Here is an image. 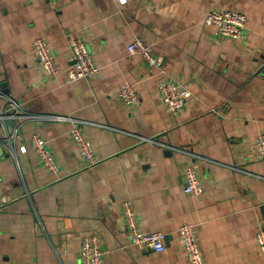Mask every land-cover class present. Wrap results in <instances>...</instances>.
Wrapping results in <instances>:
<instances>
[{
	"label": "crops",
	"instance_id": "obj_1",
	"mask_svg": "<svg viewBox=\"0 0 264 264\" xmlns=\"http://www.w3.org/2000/svg\"><path fill=\"white\" fill-rule=\"evenodd\" d=\"M247 17L239 39L203 20L211 10ZM66 34L81 37L100 67L70 81ZM141 38L191 91L172 114L158 85L165 76L128 44ZM45 40L57 72L41 68L33 41ZM130 83L139 100L124 104ZM0 86L35 113L85 120L100 161L86 167L70 121L22 124L16 150L0 144V264H81L80 243L100 238L103 264H190L178 227L192 222L204 264H264V0H0ZM40 135L59 166L46 170L31 145ZM156 137L208 158L197 162L203 191L184 192L190 156L140 139ZM130 199L145 232L165 233L163 252L130 243L122 202Z\"/></svg>",
	"mask_w": 264,
	"mask_h": 264
},
{
	"label": "built area",
	"instance_id": "obj_2",
	"mask_svg": "<svg viewBox=\"0 0 264 264\" xmlns=\"http://www.w3.org/2000/svg\"><path fill=\"white\" fill-rule=\"evenodd\" d=\"M119 3L125 0H115ZM161 1V0H158ZM247 17L244 13L235 10H209L203 20L205 27H214L215 33L232 38L239 39L246 26ZM66 38L71 50L72 65L68 70L70 81L78 79H90L99 73L100 67L92 59L91 52L84 40L73 34H66ZM33 47L36 52L38 62L43 71L48 76H54L57 72L56 62L51 55L47 42L41 38L33 41ZM127 52L130 55H140L147 64L154 66L160 74L165 76L164 80L158 85L159 96L172 114L180 113L185 106L186 100L190 97L191 91L177 82L167 74L166 64L161 58L154 56L148 44L141 38L135 37L127 46ZM120 100L127 105H134L139 100V95L134 86L125 83L118 91ZM70 121L72 128L70 137L77 146L79 153L86 162V167L96 165L98 159L93 152L91 141L82 131V126L88 123L85 120L73 118L61 114L35 113L26 110L22 103L12 96L8 91L0 86V144L7 152L15 156L16 150L26 152L24 145L17 147V140L21 132L22 124L28 121ZM31 145L39 156L42 165L47 171L57 174L59 166L56 163L52 153L46 147L45 140L38 134H32ZM141 140L148 141L162 146L169 152H184L190 156L184 172L183 190L189 195H199L203 188L199 175L197 173V162L207 161L208 158L200 156L191 151L177 146L161 142L156 137L141 136ZM255 147L258 157L264 159V132L255 137ZM122 213L124 218L125 230L128 233L130 243L142 250L152 252H163L166 248L165 233L161 231L145 232L142 230L137 219L133 203L130 199L122 202ZM195 225L192 222H183L177 229V233L182 240L186 257L190 264H204V258L200 250L197 238L194 233ZM256 242L264 256V227L259 228L256 233ZM103 250L100 238L95 235H86L80 243V261L81 264H103Z\"/></svg>",
	"mask_w": 264,
	"mask_h": 264
}]
</instances>
